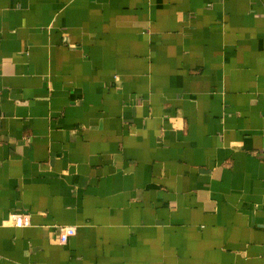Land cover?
Instances as JSON below:
<instances>
[{
    "label": "crops",
    "instance_id": "crops-1",
    "mask_svg": "<svg viewBox=\"0 0 264 264\" xmlns=\"http://www.w3.org/2000/svg\"><path fill=\"white\" fill-rule=\"evenodd\" d=\"M0 264H264V0H0Z\"/></svg>",
    "mask_w": 264,
    "mask_h": 264
},
{
    "label": "built area",
    "instance_id": "built-area-1",
    "mask_svg": "<svg viewBox=\"0 0 264 264\" xmlns=\"http://www.w3.org/2000/svg\"><path fill=\"white\" fill-rule=\"evenodd\" d=\"M7 221L14 227H27L30 225V217L24 213H11L8 215ZM56 237L60 243H65L69 237L75 234L72 226H57Z\"/></svg>",
    "mask_w": 264,
    "mask_h": 264
}]
</instances>
